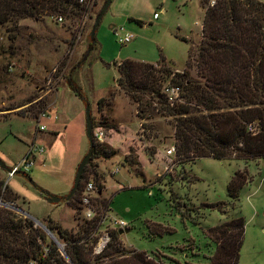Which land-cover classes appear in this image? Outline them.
I'll return each mask as SVG.
<instances>
[{"label":"rangeland","instance_id":"rangeland-1","mask_svg":"<svg viewBox=\"0 0 264 264\" xmlns=\"http://www.w3.org/2000/svg\"><path fill=\"white\" fill-rule=\"evenodd\" d=\"M103 1L83 0L77 13L42 12L0 24V161L10 168L22 159L26 144L42 148L32 152L26 169L8 175L0 167V201L44 226L49 219L79 235L80 205L66 203L64 195L87 151L83 110L88 105L90 133L99 127L104 134L101 142L91 135L92 142L113 155H89L75 196L79 200L85 182L94 189L100 184L99 196L109 199L104 214L126 223V230L116 233L118 252L113 256L118 264H139L135 253L156 264H208L214 244L202 230L235 216L243 220L236 264H264V158L202 156L186 161L166 156L164 150L173 143L170 117L159 114L151 101L146 116L139 118L130 96L115 85L116 64L125 58L155 65L162 55L167 68L181 70L187 46L199 40L202 8L213 0H110L90 37L89 27ZM124 33L130 39L119 44L117 37ZM188 72L194 76L193 68ZM167 79L161 86L169 84ZM44 110L48 116H39ZM240 169L247 180L230 199L225 184ZM44 193L58 200L46 202ZM210 202H223V211L208 207ZM6 209L23 220L22 214ZM117 229L122 228L103 224L92 232L95 241L84 246L90 263L105 249L106 244L93 251L102 230ZM51 233L60 244L55 231ZM49 240L46 235L45 242Z\"/></svg>","mask_w":264,"mask_h":264},{"label":"trees","instance_id":"trees-1","mask_svg":"<svg viewBox=\"0 0 264 264\" xmlns=\"http://www.w3.org/2000/svg\"><path fill=\"white\" fill-rule=\"evenodd\" d=\"M81 9L77 0H0V24L16 23L20 17L42 12L71 14ZM202 9L199 40L187 46L181 70L167 68L162 55L155 65L125 58L116 64L115 85L130 96L139 118L146 116L151 101L161 111L159 114L170 117L172 147L179 159L264 158V2L213 0ZM190 68L194 69V76L189 74ZM166 78L167 83L180 88L178 100L171 105L165 102L160 91L161 82ZM66 84L80 96V90L69 79ZM100 101L101 98L97 99V104ZM249 125L254 127L252 131L247 129ZM104 149L103 144L93 141L90 158L113 155L112 150ZM85 169L86 166L79 180ZM91 173L94 178L92 170ZM246 180L244 169L235 170L225 184L227 196L235 198ZM80 187L81 181H78L71 200H65L66 203L75 200L78 204L75 194ZM99 194L100 184L96 183L95 216L82 218L78 236L49 219L45 221L44 227L50 232L54 230L59 237L69 262L60 255L52 240L45 242L46 235L33 226L31 219L20 220L0 206V264H92L89 249L84 246L87 241H95L92 232L98 227L100 215L109 210V199ZM206 205L223 211L224 203ZM242 232L240 216L206 226L202 233L214 244L208 264H236ZM109 237L105 249L94 255L93 264H118L113 256L118 252L116 231L109 230ZM135 256L139 264H156L143 260L141 254L135 253Z\"/></svg>","mask_w":264,"mask_h":264},{"label":"built area","instance_id":"built-area-1","mask_svg":"<svg viewBox=\"0 0 264 264\" xmlns=\"http://www.w3.org/2000/svg\"><path fill=\"white\" fill-rule=\"evenodd\" d=\"M83 0H77V2H82ZM130 39V34L129 33H124L122 36L117 37V42L119 44H124ZM161 93L163 94L164 100L168 105H171L173 102L178 100L180 88L178 85H173V84H163L160 89ZM48 111H40L39 116L41 117H47L48 116ZM54 117V115H53ZM42 124L36 125L37 130L42 129ZM247 129L249 131H252L254 129L253 126H247ZM91 135L95 139V141L101 142L104 139V134L102 130L99 127H94L91 130ZM173 145L168 146L164 150V155H173L174 156V150H173ZM42 150L41 146H35L31 142L29 144H26V150L25 153L20 159L19 163L10 167V170L7 172V174L15 173L18 171V168L21 167L23 169H26L31 163H32V152L33 151H38L40 152ZM111 173H115L117 171V167H113L111 170ZM96 189H94V186L90 182H85L82 186V192L79 196V205H80V213L81 216L84 219H91L93 216H95V205H94V197L96 196ZM107 225L110 228L115 229L116 227L118 228H123L126 226V223L119 219H110L106 214L100 215V219L98 220V227L102 225ZM109 232L102 230L101 234L98 236L96 243L93 245V251L94 252H99L103 245L107 244L106 242L109 240Z\"/></svg>","mask_w":264,"mask_h":264},{"label":"water","instance_id":"water-1","mask_svg":"<svg viewBox=\"0 0 264 264\" xmlns=\"http://www.w3.org/2000/svg\"><path fill=\"white\" fill-rule=\"evenodd\" d=\"M109 1H110V0H104L103 3H102V5H101L100 10H98V11L96 12V14H95V16H94V18H93V23H92V25L89 27V30H88V35H89L90 37L92 36L93 29H94V26H96V24H97L98 18L100 17V15L102 14V12H103L104 10H106ZM88 110H89L88 105H85V108H84V110H83V117H84V133H85V136H86L87 141H88V144H87V145H88V147H87V151H86V153L83 155V157L81 158V160H79V162L76 164L75 171H74V176L72 177V183H71L70 189H69L68 192L64 195V200H67V199L70 197V195L74 192V190H75V188H76V185H77V183H78V179H79V177H80V175H81L82 168H83V166H84L86 160H88L89 155H90V146H91V144H92V139H91V133H90V127H91V125H90V119H89V112H88ZM0 167H1V168H4V169L7 170V171L10 170V168L5 167L1 161H0ZM44 200H45L46 202H55V201L58 200V197H57V196H54V195H50V194H46V193H44ZM0 206L8 207V208H10V209L13 210V211H17L18 213L22 214L24 217L31 219V220L34 222V224L38 225V227H39L40 229H42L43 232H44L46 235H48L51 239H53L54 244L56 245V247H57V249H58L60 255H62V256H64L65 258H67L66 261L69 262V259H68V257L66 256L65 252L63 251L61 244H59V242H58L57 239L54 237V235H53L48 229H46V228L44 227V225H43L40 221H38V220L32 218V217H31L30 215H28L25 211L20 210V209H17L16 207L11 206L10 204H8V203H6V202H4V201H0ZM121 230H122V231H125V230H126V227H124V228H122V229H117V230H116V233H120ZM70 264H71V263H70Z\"/></svg>","mask_w":264,"mask_h":264}]
</instances>
